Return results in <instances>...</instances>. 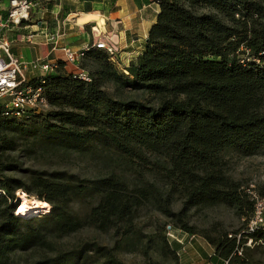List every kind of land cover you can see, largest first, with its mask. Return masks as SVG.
Here are the masks:
<instances>
[{
    "label": "trees",
    "instance_id": "trees-1",
    "mask_svg": "<svg viewBox=\"0 0 264 264\" xmlns=\"http://www.w3.org/2000/svg\"><path fill=\"white\" fill-rule=\"evenodd\" d=\"M151 2L158 12L134 63L119 71L107 53L91 48L81 61L83 70L93 65L89 82L67 73L63 62L46 76L47 113L31 110L15 118L0 110V264H15L18 252L37 255L26 264H123L116 251L132 238L145 256L158 253L179 264L181 246L169 243L165 235L175 232L173 228L199 234L188 225L190 210L224 204L245 221L252 213L250 197L226 172L220 155L232 149L252 156L264 149V0ZM84 12H91V6ZM107 84L140 91L153 103L114 99L104 91ZM47 117L56 122L28 125ZM93 137L147 165L146 155H155L160 161L152 164L154 171L169 189L149 182L130 188L115 174L93 180L65 171L33 170L25 179L5 174L19 169L14 159L19 152L78 151ZM19 190L50 205V210L29 219L18 215ZM175 192L183 197L176 212ZM258 196L264 197V186ZM85 199L88 209L79 215L73 205ZM146 205L172 226L141 240L133 229L139 209ZM83 227L119 230L122 237L112 249L91 242L47 254L53 250L51 235L63 238ZM203 237L214 247L212 264H246L244 253H236L235 238ZM248 237L264 242V228Z\"/></svg>",
    "mask_w": 264,
    "mask_h": 264
},
{
    "label": "rangeland",
    "instance_id": "rangeland-1",
    "mask_svg": "<svg viewBox=\"0 0 264 264\" xmlns=\"http://www.w3.org/2000/svg\"><path fill=\"white\" fill-rule=\"evenodd\" d=\"M126 4L128 5V14H125L119 23L115 21L110 22L111 25L104 23L103 19L97 14L98 11H91L95 12L98 19H100L101 27H98V31H101L103 28L102 31L105 30L107 37L112 39L113 44L111 45L117 50L114 64L119 71H122L130 63H134L137 55L143 50L144 37L148 35L149 27L155 22L154 16L158 12L155 5H150L149 8L139 10V6L133 5L131 0H126ZM98 31L96 32L97 35ZM81 64L82 62L79 65L81 66ZM88 65L87 69H85L87 73L93 66L91 64ZM104 91L114 99L121 101L139 100L150 104L153 103L152 97L140 91L119 90L111 84H107L104 87ZM42 113L45 114L47 112ZM43 119H37L28 125L39 124L44 121L49 124L56 122L48 117L45 120ZM146 156L151 165H147L127 155H122L111 144L106 145L93 137L90 142L86 143L78 151L76 149H70L69 151H58L49 148L43 150L37 149L33 154L28 156H26V153L19 152L14 155L19 169L5 174L15 179H25L28 171L38 170L46 173L65 171L88 180L115 174L130 188L139 187L149 182L167 191L169 184L163 179L159 171H154L152 166L155 162H159L160 159L155 155ZM220 158L226 172L241 186V191L248 195L250 199L253 195L257 196L259 189L264 186V149L252 156H243L232 149H228L221 153ZM20 193L23 192L19 190L15 194L16 212H18ZM173 199L172 209L175 212L179 211L182 207L183 197L179 192H175ZM45 206H48L49 209L43 210L44 213L28 211L23 214V217L29 219L45 215L50 210V205ZM73 208L79 215H83L88 209V200L85 199L80 205L74 204ZM189 214L188 225L197 229L199 234L189 235L173 228L175 232L169 234L173 236L172 238L167 236V234L165 235L169 243L173 239L182 243L180 246L184 248V251L181 250V247L177 255L179 264H202L198 257L206 260L203 264L210 262L209 256L213 254L214 247L207 243L203 237V233L216 239L219 235L227 234L234 236L235 232L239 233L244 230L242 217L235 213L234 208L224 204L196 210L192 209ZM170 226L172 224L166 217L155 211L151 206L146 205L139 209L133 231L136 235L142 237L141 240H143L144 236L155 235L158 231L164 230L166 233V230L168 231V227ZM192 236L193 238H191ZM121 237L122 232L119 230L111 229L108 232H100L93 227H83L80 231L63 238L51 235L49 240L53 242V250L47 254L53 256L60 252L66 253V251L77 249L82 243L91 242L112 249L115 242H119ZM121 247L122 249L116 251V258L123 264H148L150 261L159 262L160 264H174L169 259H163L158 253L151 252L148 256H145L140 244L136 243L133 238ZM243 253L246 264H264V245H256L253 248L244 250ZM89 255L92 256L93 254L89 253ZM37 258L34 252H18L13 259L15 264H26L35 261Z\"/></svg>",
    "mask_w": 264,
    "mask_h": 264
},
{
    "label": "built area",
    "instance_id": "built-area-1",
    "mask_svg": "<svg viewBox=\"0 0 264 264\" xmlns=\"http://www.w3.org/2000/svg\"><path fill=\"white\" fill-rule=\"evenodd\" d=\"M9 11L6 19H0V110L7 116L22 117L27 111L46 112L49 108L47 98L44 96L43 85L48 75H53L59 68V62L50 58H37L24 61L11 52V41L5 36V31L10 27L27 28L35 14V4L32 0H9ZM23 37L26 43L31 42V37ZM99 40L90 45H84L80 49L72 51L68 47L61 48L64 65L74 67L71 72L81 80L89 82L88 73L79 65L85 54L91 48L104 51L114 63L116 49L112 39L107 37L105 31L98 32ZM253 204L252 213L244 221V230L234 236L228 235L229 239L235 238L238 247L236 253L242 256L244 250L254 246L264 245V242L253 241L249 235L263 230L264 228V197L251 196ZM173 232V231H172ZM168 231L167 236L172 233ZM171 238L173 236H170ZM193 238V236L191 237ZM190 238V239H191ZM182 245L178 240H172ZM182 247V246H181ZM184 251V248L181 249ZM227 264V262H225Z\"/></svg>",
    "mask_w": 264,
    "mask_h": 264
},
{
    "label": "crops",
    "instance_id": "crops-1",
    "mask_svg": "<svg viewBox=\"0 0 264 264\" xmlns=\"http://www.w3.org/2000/svg\"><path fill=\"white\" fill-rule=\"evenodd\" d=\"M32 1L36 6V10L27 28L10 27L8 31H5V36L9 37L11 41V52L13 55L27 62L37 58H50L60 63L63 58L61 48L68 47L70 50L75 51L84 45L97 42L99 37L96 34L98 28L96 25L94 26L95 23L82 24L78 20L81 16L86 15L84 10L88 6H91V11H98L97 14H99V17L103 19L104 23L109 25H111L110 22L112 21L119 23L120 19L125 14H128L126 0ZM151 1L131 0L133 5L139 6V10L149 8L150 5L157 7ZM8 2L9 0H0V19L4 20L7 17L9 11ZM33 32L35 33L32 34L31 42L26 43L22 39V36L27 37ZM146 37H144V40ZM65 69L67 73L74 71V67L67 64L65 65ZM198 259H200L202 264L206 262L201 257H198ZM207 264H211V262Z\"/></svg>",
    "mask_w": 264,
    "mask_h": 264
},
{
    "label": "bare ground",
    "instance_id": "bare-ground-1",
    "mask_svg": "<svg viewBox=\"0 0 264 264\" xmlns=\"http://www.w3.org/2000/svg\"><path fill=\"white\" fill-rule=\"evenodd\" d=\"M79 22L82 24H90L95 23L96 27H101L100 19H98L97 15L95 13H89L84 16H81L79 19ZM20 200H19V206H18V212L17 214L22 215L25 214V212H33V213H40L43 212L45 209H49L48 206L43 205L39 202L36 198H29L26 194L20 193L19 194Z\"/></svg>",
    "mask_w": 264,
    "mask_h": 264
}]
</instances>
